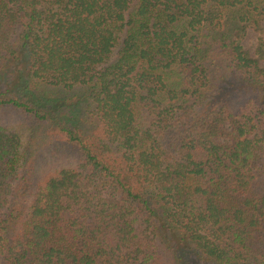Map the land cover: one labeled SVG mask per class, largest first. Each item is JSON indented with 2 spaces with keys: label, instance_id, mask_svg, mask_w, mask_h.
I'll return each mask as SVG.
<instances>
[{
  "label": "trees",
  "instance_id": "1",
  "mask_svg": "<svg viewBox=\"0 0 264 264\" xmlns=\"http://www.w3.org/2000/svg\"><path fill=\"white\" fill-rule=\"evenodd\" d=\"M264 0H0V264H264Z\"/></svg>",
  "mask_w": 264,
  "mask_h": 264
},
{
  "label": "rangeland",
  "instance_id": "2",
  "mask_svg": "<svg viewBox=\"0 0 264 264\" xmlns=\"http://www.w3.org/2000/svg\"><path fill=\"white\" fill-rule=\"evenodd\" d=\"M258 37L264 38V21L261 22V29L254 30L248 28L245 35L242 38L243 47L250 53V55L255 56L254 48ZM260 64H264V59L260 60Z\"/></svg>",
  "mask_w": 264,
  "mask_h": 264
}]
</instances>
